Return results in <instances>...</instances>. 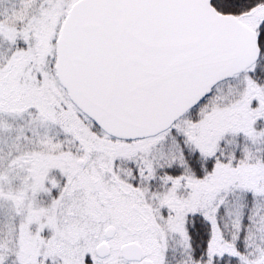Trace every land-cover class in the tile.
Instances as JSON below:
<instances>
[{
  "label": "snow or ice",
  "instance_id": "1",
  "mask_svg": "<svg viewBox=\"0 0 264 264\" xmlns=\"http://www.w3.org/2000/svg\"><path fill=\"white\" fill-rule=\"evenodd\" d=\"M0 264H264V0H0Z\"/></svg>",
  "mask_w": 264,
  "mask_h": 264
}]
</instances>
